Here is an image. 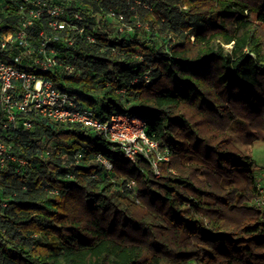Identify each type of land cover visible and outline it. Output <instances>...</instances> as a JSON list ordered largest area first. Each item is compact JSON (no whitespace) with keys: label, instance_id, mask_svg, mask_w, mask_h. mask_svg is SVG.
Here are the masks:
<instances>
[{"label":"trees","instance_id":"obj_1","mask_svg":"<svg viewBox=\"0 0 264 264\" xmlns=\"http://www.w3.org/2000/svg\"><path fill=\"white\" fill-rule=\"evenodd\" d=\"M0 1L7 34L23 0ZM54 1L131 20L127 0ZM144 1L147 32L124 39L112 29L99 47L81 43L76 59L65 56L81 71L47 75L102 122L116 113L147 118L170 162L156 177L148 159L127 160L95 131L48 126L66 157L38 160L33 151L41 171L0 180V264H264L263 211L249 206L258 180L230 135L252 129L264 142V0ZM42 29L50 31L45 21L34 34ZM148 70L150 83L132 84ZM111 177L135 180L136 198Z\"/></svg>","mask_w":264,"mask_h":264},{"label":"built area","instance_id":"obj_2","mask_svg":"<svg viewBox=\"0 0 264 264\" xmlns=\"http://www.w3.org/2000/svg\"><path fill=\"white\" fill-rule=\"evenodd\" d=\"M127 4L132 12L130 21L122 10L113 8L102 12L85 9L78 3L76 9L71 10L70 3L54 0L17 3V29L7 34L0 32V180L9 171L21 176L41 171L40 164L31 157L33 151L38 160H48L55 154L62 159L66 157L50 137L47 127L51 125L57 129L77 125L95 131L119 148L127 160L135 163L142 156L150 161L155 176L161 175L159 163L170 162L169 150L148 134L147 118L139 114L116 113L102 122L76 96L58 89L47 75L58 71L69 77L81 71L76 62L68 61L65 56L76 59L73 49L81 48V43L99 47V36L112 29L124 39L138 29L147 32L148 23L139 19L138 9L149 10L150 5L144 0H127ZM183 9L188 7L183 6ZM2 11L0 1V15ZM39 21H45L50 31L42 29L35 35L34 28ZM191 40L194 41L195 37L191 36ZM173 41L176 42L175 37ZM101 49L118 53L113 48ZM139 59L144 61L146 58L139 56ZM151 81V70H148L137 76L132 84ZM38 123H43L44 127ZM25 151L29 152L22 155ZM81 158L82 152L79 151L76 159ZM97 161L107 172H113L114 166L105 155L98 154ZM41 178L44 179V175ZM111 181L120 189L123 184L131 192V197L136 198L135 180L111 177ZM257 188L258 195L250 204L264 209V189L260 185ZM1 206L6 207L7 203L2 202Z\"/></svg>","mask_w":264,"mask_h":264},{"label":"rangeland","instance_id":"obj_3","mask_svg":"<svg viewBox=\"0 0 264 264\" xmlns=\"http://www.w3.org/2000/svg\"><path fill=\"white\" fill-rule=\"evenodd\" d=\"M230 135L233 138L235 146L239 150L250 154L258 185L262 186L264 189V142L258 139V135L252 129L241 134L230 132ZM250 202H252V200ZM249 206L253 205L249 203ZM262 211L264 218V209H262Z\"/></svg>","mask_w":264,"mask_h":264}]
</instances>
